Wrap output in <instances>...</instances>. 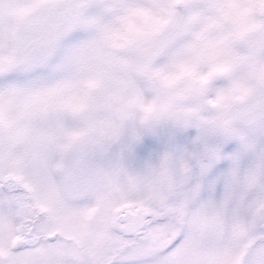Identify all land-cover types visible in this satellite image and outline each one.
<instances>
[{"label":"snow or ice","instance_id":"6c2138e0","mask_svg":"<svg viewBox=\"0 0 264 264\" xmlns=\"http://www.w3.org/2000/svg\"><path fill=\"white\" fill-rule=\"evenodd\" d=\"M0 264H264V0H0Z\"/></svg>","mask_w":264,"mask_h":264}]
</instances>
